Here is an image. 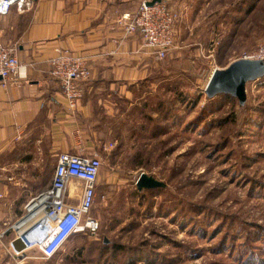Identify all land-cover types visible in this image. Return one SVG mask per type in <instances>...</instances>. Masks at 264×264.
Returning a JSON list of instances; mask_svg holds the SVG:
<instances>
[{
    "label": "rangeland",
    "instance_id": "rangeland-1",
    "mask_svg": "<svg viewBox=\"0 0 264 264\" xmlns=\"http://www.w3.org/2000/svg\"><path fill=\"white\" fill-rule=\"evenodd\" d=\"M175 1L168 5L180 14L176 32L184 17L199 19L196 34L206 14L216 20L219 39L210 51L201 43V60H210L203 67L224 68L264 38V0H207L206 7L192 0L199 2L186 14ZM199 38L206 41L203 30ZM175 80H162L156 92L138 88L130 106L121 91L94 94L116 100L105 109L100 142L79 153L98 155L99 175L108 178L97 182L88 213L98 231L71 236L49 259L33 246L23 264H264V76L246 83L242 105L227 94L207 97L205 80ZM158 99L165 100L161 115L140 105ZM54 164L43 161L40 176L50 178ZM141 172L164 186L138 190Z\"/></svg>",
    "mask_w": 264,
    "mask_h": 264
},
{
    "label": "crops",
    "instance_id": "crops-1",
    "mask_svg": "<svg viewBox=\"0 0 264 264\" xmlns=\"http://www.w3.org/2000/svg\"><path fill=\"white\" fill-rule=\"evenodd\" d=\"M141 1L35 0L29 10L21 12L12 7L6 16H0V40L14 48L20 64L16 82L5 88L0 86V264H23L31 258L30 248L24 251V258H13L6 253V247L42 217L41 203L52 178L40 176L42 162L56 164L60 153L79 154L100 142L105 109L116 105V100L94 94L103 88L112 95L121 91L120 101L130 106L138 88L156 92L162 80L175 84L180 74L183 79L190 76L205 80L206 86L213 70L221 69L200 65L210 63L209 58L201 60V43L207 42L210 51L211 42L219 39L211 13L204 16L203 28L197 34L193 28L199 19L184 17L183 25L177 32L175 29L174 46L162 60L141 47L138 34L123 38L116 20L135 13ZM198 2L176 0L175 4L186 10L181 14H186L187 8ZM204 5L211 2L203 1ZM202 30L206 41L196 39ZM57 49L85 56L91 69L75 110L67 107L58 82L49 74L47 60ZM172 77L175 81L169 79ZM176 88L167 87L172 93ZM140 105L143 108L149 103ZM159 111L162 112L157 108L151 114L157 116ZM101 180L108 178L99 175V183ZM73 182L67 188L70 204L78 202L83 189L82 182ZM15 225H19L18 231L14 230Z\"/></svg>",
    "mask_w": 264,
    "mask_h": 264
},
{
    "label": "built area",
    "instance_id": "built-area-1",
    "mask_svg": "<svg viewBox=\"0 0 264 264\" xmlns=\"http://www.w3.org/2000/svg\"><path fill=\"white\" fill-rule=\"evenodd\" d=\"M150 1L142 0L135 13L121 15L116 22L121 28L123 38L138 34L141 47L156 59L162 60L174 46L175 25L180 14L168 5V0L155 1L149 5ZM32 4V0H0V16H6L12 7L21 12L29 10ZM242 58L264 62V38L252 53ZM47 61L49 74L58 82L67 107L75 110L83 95L82 84L91 76L86 57L67 49H57ZM19 68L14 48L5 46L0 40V86L5 88L16 82ZM101 165L102 162L96 154L62 152L58 155L50 187L44 193L41 203L42 217L28 230L32 241L27 249L35 246L42 258L49 259L62 248L70 236L86 231L96 234L99 223L88 213L96 196ZM73 181L82 182L83 189L78 202L70 204L67 203L70 197L67 188ZM2 237L3 232H0V242ZM6 253L13 258L21 254L13 249L11 242L6 247Z\"/></svg>",
    "mask_w": 264,
    "mask_h": 264
},
{
    "label": "water",
    "instance_id": "water-1",
    "mask_svg": "<svg viewBox=\"0 0 264 264\" xmlns=\"http://www.w3.org/2000/svg\"><path fill=\"white\" fill-rule=\"evenodd\" d=\"M35 1V0H32ZM159 0H151L149 5ZM264 76V62L256 59L240 58L229 63L225 68L213 70L206 86L205 94L211 98L218 94H229L237 98L240 105L246 100V83ZM135 186L138 190L163 187L164 183L153 176L141 172L136 179ZM19 225L14 230L18 231ZM32 239L29 232H20L12 241L11 245L15 251L20 252L19 257L25 255V250Z\"/></svg>",
    "mask_w": 264,
    "mask_h": 264
},
{
    "label": "trees",
    "instance_id": "trees-1",
    "mask_svg": "<svg viewBox=\"0 0 264 264\" xmlns=\"http://www.w3.org/2000/svg\"><path fill=\"white\" fill-rule=\"evenodd\" d=\"M238 8H239V6H236V9L233 10L232 13H231V14H232V17L235 18V19L233 18L235 22H234V21H231L232 23L234 22L233 25L236 24V23L239 21V16H238V15H239V9H238ZM233 14H234V15H233ZM236 18H237V19H236ZM222 47H223V46H222ZM220 48H221V47H220ZM220 48H219V49H220ZM221 54H222V53H221ZM219 56H220V55H219ZM218 95H219V94H218ZM227 95H229V94H227ZM229 96H231V95H229ZM231 97H233V96H231ZM157 98H158V97H157ZM157 101H158V102L154 103V105H153L151 108H149V106H147V105H144V106L147 107V108H144V107H143V110H144L146 113L151 114V111H155L157 108H160L162 112L159 111V114L161 115V114L163 113V110H164V103H159V102H161V101L164 102L165 100H164V99H158ZM164 111H165V110H164ZM201 111H203V109H202ZM159 114H158V115H159ZM148 117H149V116H148ZM149 119H150V117H149ZM156 125H157V124H156ZM152 130H153V128H152ZM155 136H157V134H156ZM52 173H53V171H52ZM78 234H79V233H78ZM74 235H75V234H74ZM72 236H73V235H72ZM70 237H71V236H70ZM70 237H69V238H70ZM69 238H68V239H69Z\"/></svg>",
    "mask_w": 264,
    "mask_h": 264
},
{
    "label": "flooded vegetation",
    "instance_id": "flooded-vegetation-1",
    "mask_svg": "<svg viewBox=\"0 0 264 264\" xmlns=\"http://www.w3.org/2000/svg\"><path fill=\"white\" fill-rule=\"evenodd\" d=\"M161 188V187H160Z\"/></svg>",
    "mask_w": 264,
    "mask_h": 264
}]
</instances>
